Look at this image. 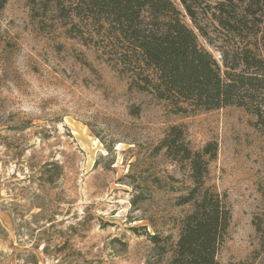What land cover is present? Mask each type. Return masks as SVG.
<instances>
[{"label":"rangeland","instance_id":"rangeland-1","mask_svg":"<svg viewBox=\"0 0 264 264\" xmlns=\"http://www.w3.org/2000/svg\"><path fill=\"white\" fill-rule=\"evenodd\" d=\"M41 1L0 0V264H159L147 235L176 242L188 210L176 204L186 176L156 150L172 125L195 150L218 144L209 183L232 213L220 263L264 264L253 226L264 211L255 117L237 107L174 113L130 89Z\"/></svg>","mask_w":264,"mask_h":264},{"label":"trees","instance_id":"trees-1","mask_svg":"<svg viewBox=\"0 0 264 264\" xmlns=\"http://www.w3.org/2000/svg\"><path fill=\"white\" fill-rule=\"evenodd\" d=\"M36 4V0H32ZM42 0L85 44L91 43L129 88L150 93L174 113L191 115L244 109L264 137V0ZM194 27L190 28L184 17ZM205 45L220 55L217 60ZM177 164L188 184L177 196L188 207L178 219V239L147 235L159 264H221L232 220L227 197L209 183L218 144L195 150L185 128L172 125L156 147ZM264 251V211L253 219Z\"/></svg>","mask_w":264,"mask_h":264}]
</instances>
